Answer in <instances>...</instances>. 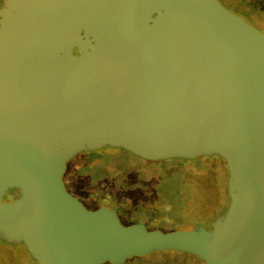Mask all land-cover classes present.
Returning <instances> with one entry per match:
<instances>
[{
  "label": "water",
  "instance_id": "95a60500",
  "mask_svg": "<svg viewBox=\"0 0 264 264\" xmlns=\"http://www.w3.org/2000/svg\"><path fill=\"white\" fill-rule=\"evenodd\" d=\"M3 5L1 242L23 246L34 264H122L164 251L264 264V32L220 0ZM59 39L77 40V55ZM106 148L148 162L221 158L224 213L207 228L159 234L88 209L66 190V166Z\"/></svg>",
  "mask_w": 264,
  "mask_h": 264
},
{
  "label": "rangeland",
  "instance_id": "374dc122",
  "mask_svg": "<svg viewBox=\"0 0 264 264\" xmlns=\"http://www.w3.org/2000/svg\"><path fill=\"white\" fill-rule=\"evenodd\" d=\"M220 1L224 4V7L227 10L238 16L241 14L238 11L240 5L243 8L252 7V9L255 11L252 19L249 18V20L247 19L248 21L245 19L244 20L254 28L264 32V1L260 3V7L257 2L254 1H250V4L248 3V5L240 4L238 6L228 2V0ZM108 152L111 154L115 153V155H118L122 159L111 160L110 163L106 164H94L88 170L85 169V160L82 159L80 162H78V172L76 173L75 180L85 186L97 185L98 187H107L108 184H112L114 187L116 186L126 190L123 194V198H125V200L122 205L125 220L121 219L120 216L117 215L120 224L124 227L142 225L147 232L159 234H167L178 231L186 232L194 230L198 227L207 228L208 224L215 219V217L223 210L226 204L227 197L225 194L222 195L219 187L217 189V185H214L212 189H205L206 184L214 178L213 173L216 174V177H220V179L224 177L225 167L221 172L219 167L214 168L210 167L209 165L200 167L198 169H193L192 167L193 165H200L207 160H210L208 157H201L198 162L191 163L193 165L181 162L179 160H167L160 162L145 161L140 163L137 158L126 155V152L111 150ZM114 164H116L117 168L127 169V171L135 168L137 170L136 172H138V170L141 172L143 169H152L159 174L147 176L143 172L138 173L139 175L141 174L139 182L140 186L139 188H136L129 183L128 178L117 176L114 173ZM181 167L186 168L177 175L176 172ZM163 175L167 176L169 179H176L178 181V183H176L178 189L183 188L186 190L183 192H176V194H174L175 197L172 196V199H169L171 202L166 198H161L159 201L158 193L156 191L151 192L150 186L157 183L156 180ZM168 178L167 181L169 180ZM167 181L160 180L158 182L159 185L161 184L160 190H163L164 194L171 185ZM209 190H211V192H209ZM103 197L98 196L97 200H92L90 206L93 208H97L98 206L107 207L101 203L99 204L98 200L100 199L108 200V198ZM7 201L8 197L6 195L4 197V202ZM169 204L174 207L177 205V208L173 209L169 206ZM12 249L14 250L18 248L14 247ZM183 255L185 257L169 264H201L198 260L191 257L190 255ZM178 256L179 255L173 251H164L153 252L138 259H143L145 263H150L152 261V257L163 259L164 257L177 258ZM19 259L21 258H9L10 264H25L23 259ZM186 259H189V261ZM194 260L198 263H196ZM133 261L134 258H131L125 262L130 263Z\"/></svg>",
  "mask_w": 264,
  "mask_h": 264
},
{
  "label": "trees",
  "instance_id": "16d2710c",
  "mask_svg": "<svg viewBox=\"0 0 264 264\" xmlns=\"http://www.w3.org/2000/svg\"><path fill=\"white\" fill-rule=\"evenodd\" d=\"M250 1L251 2L252 1L257 2V4L260 7V3H262V1H264V0H236L232 4H235V6H238L240 4L248 5V3ZM239 7L240 8L238 9V11L241 13L240 17H242L246 21H248L249 18L252 19L253 14L255 13V11L252 9V7L243 8V7H241V5ZM110 150L111 151H123L120 149L106 148V149H102V150L95 151V152H86V153H83V154L76 156L72 161L67 163L66 172L64 174L63 181H64L65 188L68 191V193H70L72 196L76 197L80 202H82L85 205H90L92 203V200L98 199V196H101V197L104 196V197L108 198V200H101V199L98 200L99 204L101 203V204L109 207L112 211H114L117 215H119L121 219L125 220V215H124V211L122 209V205H123L124 200H125V198H123V196H124L123 194L126 190H123V189L116 187V186L114 187V185H112V184H108L107 187H98L97 185L96 186L95 185L85 186L83 184L78 183L75 180L76 173L78 172L77 165H78V162H80L82 159L85 160V166L84 167L87 170L89 168H91L94 164H101V163L106 164V163H110L111 160L122 159L118 155H115V153L114 154L109 153L108 151H110ZM123 152H125V151H123ZM126 155L137 158L140 163L145 162L144 160L140 159L135 154H131V153L126 152ZM113 166H114V168H113L114 173L117 176H122L124 178H128L129 183L133 187H136V188H139V186H140L139 182H140V175L141 174L139 175L138 173L143 172L147 176H152V174H157V175L159 174V173H156L155 171H153L152 169L151 170L143 169V171H141V172H139V170H138V172H136L137 171L136 168L132 169L130 171H127V169L117 168L116 164H114ZM176 174L178 175V172H176ZM167 178L168 177L165 175L160 176L158 179L156 178L157 183L152 184L150 186L151 192L156 191L158 193L159 201L161 198L162 199L166 198L167 200L172 199V196L175 197L174 194H176V192H178V191L179 192L186 191L183 188L178 189V186L176 184V183H178V181L176 179H172V178L169 179L168 178L169 180L167 181ZM160 180H166L169 184H171L170 188L165 191V194L163 193V190H160L161 184L159 185V183H158ZM7 197H8V201H13L14 199H16L18 197V194L15 191H12V192H9ZM169 201L171 202V200H169ZM169 206L173 209L177 208V205H175V207H174V206H171L169 204ZM98 207H100V206H98ZM175 253L179 255L177 258L164 257L163 259H157L155 257H152V261L150 263H145L143 259H138L141 257H134L133 262H130V263L124 262L122 264H169L171 262H176V261L182 259L183 257H185L181 253H177V252H175ZM186 260L189 261V259H186ZM195 262L198 263L197 261H195ZM199 263H201V262L199 261ZM28 264H34V263H32L28 259Z\"/></svg>",
  "mask_w": 264,
  "mask_h": 264
},
{
  "label": "flooded vegetation",
  "instance_id": "af4514ba",
  "mask_svg": "<svg viewBox=\"0 0 264 264\" xmlns=\"http://www.w3.org/2000/svg\"><path fill=\"white\" fill-rule=\"evenodd\" d=\"M4 1L5 0H0V10L3 8V4H4ZM236 0H228V2H231V3H233V2H235ZM221 2V1H220ZM222 3V2H221ZM223 4V3H222ZM224 5V4H223ZM75 42L77 43V40L75 41H72L71 40V42H68V41H63L62 39H59L58 40V45L60 46V47H62V45L63 44H66V47H68V48H70V50H71V54L72 55H74V56H76L77 55V47L76 46H74L75 45ZM210 160H207L206 162H204V163H202V164H200V165H193V164H191V163H196V162H198L199 161V159L200 158H198V159H195V160H179V161H181V162H185V163H188V164H191V165H193L192 167H193V169H198V168H200V167H205L206 165H209L210 167H214V168H216V167H219V169H220V172L223 170V168H224V177H222L221 179H220V177H216V174L215 173H213V176H214V178L209 182V183H207L206 184V187H205V189H212L213 187H214V185H217V189H218V187H219V189L221 190V192H222V195L223 194H225L226 195V180H227V174H226V166H225V162L221 159V158H219V157H217V156H211V157H208ZM223 166H222V165ZM186 167H181V168H179L178 170H177V172L179 173H181L184 169H185ZM226 177V178H225ZM207 178V177H206ZM209 192H211V190H209ZM226 197H227V195H226ZM76 198V197H75ZM77 199V198H76ZM82 203V202H81ZM227 203H228V199H227V201H226V204H225V206H224V208H223V210L217 215V216H219V215H221V214H223L224 213V211H225V209H226V206H227ZM82 205L83 206H85V207H87L88 209H90V210H95V209H98V208H102V207H97V208H93L92 206H90V205H85V204H83L82 203ZM103 208H107V207H103ZM107 209H109V210H111L109 207L107 208ZM216 216V217H217ZM215 217V218H216ZM212 222V221H211ZM210 222V223H211ZM209 223V224H210ZM209 224H208V226H209ZM3 242H1L0 241V264H10V260H9V258H21V259H23V262L25 263V264H28V256H27V254H26V252H25V249H24V247L23 246H10V245H8V246H6L5 245V243H3ZM14 247H17L18 249H12V248H14ZM22 248V249H21ZM20 249H21V251H20ZM21 259H19V260H21ZM30 260V259H29Z\"/></svg>",
  "mask_w": 264,
  "mask_h": 264
}]
</instances>
